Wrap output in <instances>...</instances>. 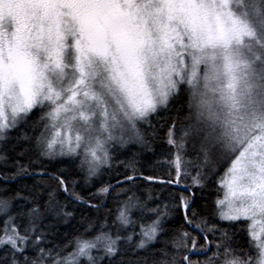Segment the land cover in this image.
Here are the masks:
<instances>
[{
	"label": "snow or ice",
	"instance_id": "snow-or-ice-1",
	"mask_svg": "<svg viewBox=\"0 0 264 264\" xmlns=\"http://www.w3.org/2000/svg\"><path fill=\"white\" fill-rule=\"evenodd\" d=\"M202 3L0 0V264H264V164L210 165L165 71Z\"/></svg>",
	"mask_w": 264,
	"mask_h": 264
},
{
	"label": "rangeland",
	"instance_id": "rangeland-1",
	"mask_svg": "<svg viewBox=\"0 0 264 264\" xmlns=\"http://www.w3.org/2000/svg\"><path fill=\"white\" fill-rule=\"evenodd\" d=\"M232 11L229 0H203L198 8L190 9L199 35L165 71L193 89L208 117L216 118L219 105L228 107L237 136L229 166L250 168L264 164V34L236 23L230 18ZM227 40L232 43L228 78L224 76L225 51L221 56L215 47L219 41L227 45ZM219 120L226 128L223 119Z\"/></svg>",
	"mask_w": 264,
	"mask_h": 264
},
{
	"label": "trees",
	"instance_id": "trees-1",
	"mask_svg": "<svg viewBox=\"0 0 264 264\" xmlns=\"http://www.w3.org/2000/svg\"><path fill=\"white\" fill-rule=\"evenodd\" d=\"M225 40V39H224ZM226 41V40H225ZM224 42V41H223ZM220 43H216L217 52L219 55H224V51L226 54L227 60L223 62L224 65V76L228 78L231 76V72L228 71L227 66L230 62V53L232 52V43L227 40V45ZM228 48V49H225ZM228 63V64H227ZM226 70L228 71L226 73ZM226 82V80H225ZM186 88L185 96V108L184 113L186 115L185 119V127L189 129L191 132L193 129L195 132L199 133L200 136V146L210 165L216 167L221 172L229 167L230 163L234 158V154L232 153V148L235 142V136L233 131V126L235 123V119L228 111V107L225 105H219V110L216 113L215 117H208V114L205 113V110L202 107V100L198 98L193 89L184 84ZM237 86V84H236ZM226 92L225 89H222ZM224 97V95H223ZM234 101L238 102V99L234 97ZM225 104V103H224ZM179 105H177L178 107ZM212 107H217L212 105ZM236 109V108H235ZM223 119V123L226 128L221 124L219 119ZM167 146L164 145L163 141L160 139H156L155 142L151 146V151H146L145 155L148 157L146 160H141L140 165H143L142 174L143 176H147L149 174H155L157 176L163 175V170L158 166L157 161L164 159V156L161 154L165 152ZM190 157H185V159H189ZM121 171L123 169L121 168ZM136 176H141V171L135 173ZM110 175L106 174L105 179H110ZM115 181H113L114 183ZM137 185L141 186V192L152 191L153 189L150 187H146L147 183L143 178L137 180ZM161 191V190H157ZM166 191V190H164ZM178 194V193H177Z\"/></svg>",
	"mask_w": 264,
	"mask_h": 264
}]
</instances>
